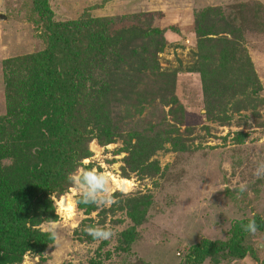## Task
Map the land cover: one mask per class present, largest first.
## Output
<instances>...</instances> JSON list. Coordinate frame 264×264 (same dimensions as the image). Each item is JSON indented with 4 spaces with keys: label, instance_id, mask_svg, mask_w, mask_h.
<instances>
[{
    "label": "rangeland",
    "instance_id": "rangeland-1",
    "mask_svg": "<svg viewBox=\"0 0 264 264\" xmlns=\"http://www.w3.org/2000/svg\"><path fill=\"white\" fill-rule=\"evenodd\" d=\"M48 5L56 23L101 18L112 32L158 34L139 35L105 58L93 57L83 83L88 86L81 97L83 127L90 138L79 164L102 165L117 178H132L134 187L114 192L111 206L84 205L93 207L90 213L79 205L71 220L60 219L57 204L65 195L75 198L73 186L53 194L58 244L16 264H181L192 245L229 241L239 221L264 223V178L253 175L264 162V0H48ZM32 9V0H0L1 186L24 161L33 169L41 160L43 136L28 145L16 132L23 109L19 81L30 57L44 48L41 24L30 20L37 18ZM227 50L237 73L222 65ZM141 144L149 151L140 150ZM241 183L247 185L244 192L238 191ZM140 207L145 215L138 225L128 212ZM94 224L110 228L113 237L94 242L83 231ZM37 229L44 232L41 224ZM128 229L139 236L124 248ZM245 246L250 252L244 259L218 264H264V232L248 234Z\"/></svg>",
    "mask_w": 264,
    "mask_h": 264
},
{
    "label": "trees",
    "instance_id": "trees-1",
    "mask_svg": "<svg viewBox=\"0 0 264 264\" xmlns=\"http://www.w3.org/2000/svg\"><path fill=\"white\" fill-rule=\"evenodd\" d=\"M32 6L37 18L31 16L30 20L37 27L41 24L38 30L44 40V48L30 57L26 77L19 81L24 88L23 109H20L19 119L16 117L20 126L16 132L26 136L28 145L35 136H43L38 152L41 160L33 169L27 168L24 161L23 167L14 170L15 176L8 174L0 185V264L21 263L30 252L42 255L52 244L47 233L37 227L42 221H53L51 196H61L71 187L65 177L88 151L90 137L83 127L81 104L85 99L81 102V97L87 94L88 86L83 83L90 75L87 72L89 61L95 56L105 58L109 53H115L122 43L127 47L137 41L139 35L144 38L158 34L157 30L144 33L137 29L112 32L109 23L101 18L56 23L48 0H32ZM224 53L227 63L222 65L226 71L230 68L239 72L237 62L228 57V50ZM242 73L238 75L240 78L244 76ZM75 75H78L77 81ZM251 75L247 74L254 81ZM5 150L6 155L10 154L9 149ZM140 150L149 151L145 144H141ZM137 156L135 154L134 161ZM8 188L12 189L11 192L7 191ZM80 207H85L86 213L93 209L83 204ZM128 215L139 225L145 209L140 207L129 211ZM256 223L257 229L264 232V223ZM241 224H247V221L233 225L229 241H201L190 246L181 264H218L222 260L244 259L250 251L245 246L248 233L242 230ZM138 236L134 230H126L122 236L124 248L131 247Z\"/></svg>",
    "mask_w": 264,
    "mask_h": 264
},
{
    "label": "clouds",
    "instance_id": "clouds-1",
    "mask_svg": "<svg viewBox=\"0 0 264 264\" xmlns=\"http://www.w3.org/2000/svg\"><path fill=\"white\" fill-rule=\"evenodd\" d=\"M95 143V141H93ZM99 158V157H98ZM88 160H84L82 164H77L74 170L65 177L67 183L73 186L72 200L67 195L59 200L57 204V215L62 220H71L77 213V207L83 205H95L97 207H107L115 203L114 192L119 191L122 194L128 193L135 185V181L130 177H115L110 172L103 170V166L87 167ZM257 178H264V162L259 163L253 173ZM247 185L241 183L238 186L239 192L246 191ZM74 228L76 224L72 225ZM55 222L49 221L41 223L42 230L47 233L48 239L52 245L58 244L57 229ZM244 232L254 235L257 233V223L255 218L249 219L247 224H241ZM83 231L92 238L94 242L109 241L114 233L107 226L99 224L88 225Z\"/></svg>",
    "mask_w": 264,
    "mask_h": 264
}]
</instances>
